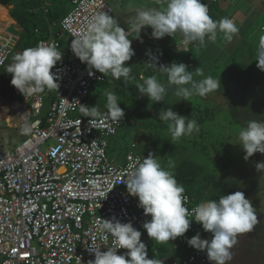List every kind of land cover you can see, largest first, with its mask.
I'll use <instances>...</instances> for the list:
<instances>
[{
	"label": "clouds",
	"instance_id": "obj_1",
	"mask_svg": "<svg viewBox=\"0 0 264 264\" xmlns=\"http://www.w3.org/2000/svg\"><path fill=\"white\" fill-rule=\"evenodd\" d=\"M157 3L162 7L137 9L127 29L120 26L116 18L105 11L92 17L86 30L73 33V38L61 29L59 37H55L60 42L59 50L54 45L43 43L37 45L39 40L35 47L26 48L12 56L16 52L15 48L17 49L21 43L17 40L20 45L17 46V43L14 45L12 37L1 34L0 39L4 41L9 39L12 45V53L6 61L7 63L12 56L13 62L7 68V72L12 74L11 84L23 94L25 92V95L22 99L11 100L1 88L6 82L5 80L0 84V101L6 112L14 111L20 117L19 111L10 108L11 103L24 104L26 111L31 112L30 121L24 120L26 125L22 129V133L31 132L34 126L29 124L35 118H40L42 125H45L47 115L44 118L39 116L42 110L37 116L32 115V98L28 91L35 90L34 94L42 95L44 100L43 92L45 90L51 91L59 88L57 78L52 70L62 59L63 53L68 54L73 51L81 62L89 67L90 75L94 74L91 71L94 69L105 77L111 75L115 80L123 78L127 83L133 77L131 76L132 69L130 66H126V62L135 55L132 40L129 37L142 41L144 36H141V32L144 28L151 27V36L157 40L165 36L174 37L180 33L175 44V49L178 51H188L190 46L187 49H181L179 45L176 46L182 37L184 44L196 43L197 46H204L206 37L207 40L215 42L219 33L222 34L226 42H231L239 34V27L234 20L227 17L214 20L211 17L210 2V15L208 5L202 3L201 0H157ZM8 7L12 8V6ZM262 29H264V23ZM66 38L72 40V43L65 50L66 47L63 48V45L67 43ZM147 55L151 61L147 64L150 67L158 68L160 72L167 75V85L161 83L156 76H151L145 80L144 84L137 85L141 96H147L151 102H164L170 86H175L176 96L187 101H191L193 95L205 97L220 87L221 81L211 76L200 81L194 79L195 75L203 76L202 67L196 68L193 72L189 71V66L184 63L173 62L171 65L157 66L158 57L153 56L151 52ZM256 57L257 67L264 71V35L259 37ZM55 97L53 96L52 101ZM82 104H80V112L84 117L91 118L89 123L96 128L95 118L101 115L98 107H91L89 110L88 106ZM106 107L107 115L111 120L120 122L124 118L125 112L119 106L115 94L108 93ZM158 118L167 124L171 142L174 145L182 137L191 136L194 132L198 134L201 130L195 119H187L170 107L161 108ZM110 131L115 133V129H110ZM239 140V144L246 152L245 160L257 152L264 154V122L255 120L248 122L247 127L239 131ZM92 144L95 146V141ZM130 167L134 170L121 182L126 184L130 195L138 197V206L143 209L144 214L151 216L149 221L143 223L142 228L146 229L148 236L156 244H165L186 235L195 220L202 224L204 231L212 233L213 238L204 240L198 233L187 240L189 246L193 247L190 251L206 250L207 258L211 264H229L233 259L232 249L237 244L239 235L252 232L258 224L256 209L253 207L252 201L246 198L242 191L221 195L218 200L202 202L190 212L187 207L189 197L185 194L184 185L178 182L171 170L175 167L171 160L168 162V167L165 168L156 156L150 153L144 157L142 162L138 161L136 165H130ZM256 169L258 172L264 173V162H258ZM98 229L113 237L114 246L108 247L107 251H101V246L92 244L89 251L95 254V259L88 261V264H162L159 259L148 258L149 244L142 242L141 229L139 231L134 228L131 222L122 223L115 217L111 220L102 219L98 222ZM119 249L127 251L124 254H118ZM166 258L164 257L163 264Z\"/></svg>",
	"mask_w": 264,
	"mask_h": 264
},
{
	"label": "built area",
	"instance_id": "obj_2",
	"mask_svg": "<svg viewBox=\"0 0 264 264\" xmlns=\"http://www.w3.org/2000/svg\"><path fill=\"white\" fill-rule=\"evenodd\" d=\"M39 1L48 12L51 0ZM212 1L215 0H201L208 5L209 15ZM71 4L72 9L61 20V29L72 38L73 33L86 30L97 13L114 14L106 0H71ZM147 39L149 48L158 43L151 35L139 41L144 43ZM182 41L183 37L176 45L181 49L193 44ZM41 43L54 45L58 50L60 47L55 37L40 40L37 45ZM11 53L10 40L0 39V70ZM52 71L59 88L53 89L56 97L45 125L35 118L29 124L34 126L30 135L21 145L14 150H0V264H88L95 259L89 251L92 244L101 246V251L114 246L113 237L98 229L102 219L115 217L122 223L131 222L139 231L151 219L138 206V197L130 195L121 182L134 170L130 165L145 157L136 150L137 142H130L120 164L112 163L107 154L124 118L113 121L105 110L95 118V128L89 123L91 118L72 114L89 94L91 82L103 76L94 69L90 75L89 67L73 51L63 53ZM34 93L35 90L28 91L32 115L37 116L44 100ZM10 108L30 121L31 112L26 111L24 104L13 102ZM110 129H115V133ZM49 139L55 143L44 147ZM186 195L190 212L202 203ZM201 225L193 220L189 231ZM126 251L119 249L118 254ZM209 262L206 250L197 249L184 257L170 256L164 260V264Z\"/></svg>",
	"mask_w": 264,
	"mask_h": 264
},
{
	"label": "trees",
	"instance_id": "obj_3",
	"mask_svg": "<svg viewBox=\"0 0 264 264\" xmlns=\"http://www.w3.org/2000/svg\"><path fill=\"white\" fill-rule=\"evenodd\" d=\"M51 1L62 3L63 0ZM219 2L220 0L210 2L211 17L214 20V12ZM0 4L12 6L10 14L13 19L16 20L23 36L27 38L26 41H22L21 45L17 47V49H22L21 52L26 48L35 47V44L41 39L59 37L61 33L60 20L64 16L60 6L54 9L49 8V11L45 12L42 8V2L39 0H0ZM2 12L3 10L0 6V15ZM149 35H151V32L141 36L147 37ZM180 35V33H177L174 37L165 36L159 39L156 46H153L151 49L148 48L150 44L149 39L144 43H140L138 39L132 41L135 55L130 61L126 62V66L131 67V76L133 79L125 83L123 78L115 80L111 75L105 77L100 73L103 79L93 80L91 82L89 94L83 104L87 102L90 103V105L97 106L98 109L102 110L100 112L101 114L105 110H108L106 107L108 93L115 94L119 106L125 112L124 125H122L121 131L128 125V127L131 128L133 126L135 127H133V129H136V134H147V143L143 144V146L142 144H138L136 140L138 144L136 150L140 153H144L147 157L149 155L147 147L151 146L156 156L162 157V161L165 162L164 165L168 163L164 158L171 160L175 165L174 169L171 170L174 172L178 182L184 185L186 190L185 194L190 195L197 202L218 200L221 195L240 191V181L237 177L232 176L228 178V176L222 175V172L227 171L230 165L228 167L227 162L222 164L217 160V156L221 153L219 146L224 145V141L220 142L218 137L215 138V128H217V124L230 123L232 118H234V121H238L240 112H242L243 109L244 113L250 117L248 112L250 100L247 99V95L248 92H251V85L247 82L245 83V78L249 74L245 66L248 65L243 61H234L235 64H237L236 68L234 69L231 67L228 70L227 67H230L229 64L233 63L231 62L227 65H223L225 64V60H223L224 53L221 50L223 47L229 46L230 43L235 42V38H233L231 42H226L222 34L218 33L215 42L207 40L206 37L204 46H197L196 43H193L187 49L188 51H178V49H175V44ZM254 38H257L256 34ZM172 39L173 41H171ZM250 41L253 42L255 39ZM251 43L244 44L243 50L251 52V49L255 46L254 43ZM207 44H211L212 46H206ZM140 46H142V49ZM154 47L159 48L155 53H153ZM169 47L170 49L173 48L178 52L187 54L191 53L193 49H201L200 56L194 59L192 67H190V62H192L193 57H189L190 59H183L180 62L178 61V63L188 65L189 71L193 72L196 70L195 63L203 65L207 70L206 77L211 76L216 80H220L221 84L226 83L221 93L228 102L226 106L217 104L212 92L205 97L193 95L191 101L182 100V97L175 95V86L168 87L164 102H151L147 96H141L137 85L144 84L145 80L151 76H156L161 83L167 85V75L160 72L158 68L150 67L147 64L151 62L147 53L148 51H152L151 54L158 57L157 66L161 64L171 65L174 62V54L170 52ZM17 49L15 48V50ZM14 54L15 52L12 56ZM12 56L2 68V74L0 75L1 79H3V77H12V74L7 72L10 62H12ZM218 59H220L221 62L216 63ZM203 73L205 72L203 71ZM204 77L205 76L195 75L194 79L200 81ZM95 84L97 85L95 86ZM221 84L218 90H216L217 93H219ZM9 86L10 83L6 80L1 88L5 89V87ZM50 95L55 97L53 90L50 91ZM169 107L180 115L187 117V119H195L200 126V132L198 134L194 132L191 136H184L175 142L174 145L171 142V134L168 131L167 124L161 122L158 118L161 108L166 109ZM216 121L218 122L216 123ZM207 140H209V142H207ZM140 146L142 147L141 149ZM128 150L129 148L127 151ZM166 167H168V165ZM224 173L226 174V172ZM198 197L202 198V200H198ZM194 232L196 234L199 233L201 239L204 240H211L213 238V234L204 231L202 225ZM240 240L241 236L238 237L236 245H244V248H246V244H241L239 242ZM244 248L242 253H239L241 257L235 258L241 259L243 264H254V253H248ZM234 249L235 246L233 247V250ZM167 251L168 249L163 244H156L152 250L153 254H160ZM206 264H211V262ZM229 264H236L234 257Z\"/></svg>",
	"mask_w": 264,
	"mask_h": 264
},
{
	"label": "rangeland",
	"instance_id": "obj_4",
	"mask_svg": "<svg viewBox=\"0 0 264 264\" xmlns=\"http://www.w3.org/2000/svg\"><path fill=\"white\" fill-rule=\"evenodd\" d=\"M114 7V17L120 24V26L124 28H128L129 23L132 18H134L136 10L142 9V8H161L162 5L157 3V0H106ZM57 6L61 7L62 12L67 14L72 9L71 0H63L61 2H54L50 4L49 8H57ZM9 8L8 6H5ZM222 8L223 6L220 5ZM263 12L259 13V17L253 18V22L251 27L248 28V34L243 38H237L235 42L230 43L229 46L223 47L221 50L224 53L223 60H225V64L227 65L229 63L230 67H227V70L229 68H236L237 64H235L234 61L244 62L248 66V75L245 78V83L247 82L250 84V91L248 92L247 99L250 100L248 105V112L250 114V117L244 113V109L242 112H240V116L238 121H234V118L231 119L230 123H224V124H217L216 134L215 138L218 137L220 142L224 141V145L219 146V149L221 153L217 156V160L221 162L222 164L224 162L228 163V167L226 174L222 172V175L228 176V178H231L232 176L237 177V179L240 181V191L244 192L246 198L250 199L252 201L253 207L256 209L257 217H258V224L255 226L252 232L244 233L239 236H241V240L239 241L241 244H246L244 248V245H235V249H232L234 261L236 264H243V261L239 258L235 257H241L239 253H242L243 248L248 253H254V264H264V173L258 172L256 169V164L258 162H264V154H261L259 152L255 153L252 157H250L248 160H245L246 152L244 151L242 145H240L239 140V131L243 128L247 127L248 122L250 121H258V122H264V71H261L258 67V61L255 58L256 50L258 48V41L259 37L261 35H264V30L261 28L262 24L264 23V14ZM6 22H4L5 24ZM151 30V31H150ZM11 32H13L15 35L20 36L19 43H22V41H26L27 38L23 36L22 31L17 30L16 26H11L10 29ZM148 32H152L151 27H147L142 30L141 35L146 34ZM257 35V38H254V35ZM134 35V34H133ZM132 41H136L137 39L134 37H129ZM255 41H250L254 40ZM67 43L63 45V48L65 50L67 49V45L72 43V40L69 38L65 39ZM173 41V39L171 40ZM240 42V43H239ZM254 43L255 46L251 49V52L243 50V45L246 43ZM17 42V46L19 45ZM251 43V44H252ZM206 46H212L211 44H207ZM142 49V46H140ZM157 49L154 47L153 53L157 51ZM170 49V47H169ZM148 51V50H147ZM201 49H193V51L189 54L187 53H181L176 51L175 49L171 48L170 52L174 54V62L182 61L183 59H188L189 57H193L192 62H190V67H192L193 61L195 58L200 56L199 54ZM152 51H148V53ZM149 56V55H148ZM189 58V59H190ZM221 62L220 59L216 61V63ZM201 63V62H200ZM196 68L202 67V70L205 72L203 73L204 78L207 76V70L203 67V65H199L198 63H195ZM194 66V65H193ZM195 68V69H196ZM257 70V71H256ZM255 76V77H254ZM209 77V76H208ZM203 78V79H204ZM8 77H3L2 80H7ZM228 83V81H227ZM97 84H95L96 86ZM226 83L221 84V88L219 89V93L212 92L215 98V102L217 104H222L223 106L227 105L226 98L221 94ZM5 91V89H4ZM44 103L45 106L42 109L41 114L39 115L41 118L46 117L48 111L52 108V97L50 95L49 90H45L44 92ZM6 95V94H5ZM8 97V95H6ZM22 99V98H21ZM177 99V98H176ZM3 103L0 101V150L1 149H10L14 150L17 146L22 144V141L26 138L28 134L22 133V129L25 127L26 122L21 119L19 114L15 113L14 111H5V109L2 107ZM83 105L88 106L89 110H91V107H96L94 105H90V103H84ZM102 110L99 109V112ZM74 116H83V114L80 112V106L77 108L75 112L72 113ZM132 122V119H131ZM218 121H216L217 123ZM232 125V126H231ZM133 126V125H132ZM134 127V126H133ZM133 127H128L126 125L123 128V131L120 132L118 136H116L114 139H112V144L108 147V157L110 161L114 164H120V162L124 161V155L127 151V149L130 146V142L132 140H137L138 144H146L147 143V134H136V129L134 130ZM135 128V127H134ZM140 129V128H139ZM143 130V129H142ZM140 136V137H139ZM115 141V143H114ZM209 142V140H207ZM54 139H49L45 142L44 147H48L52 144H54ZM142 147L140 146V149ZM149 154H155L153 147H147ZM146 157V156H145ZM156 158L160 161L162 166L165 162L162 161V157ZM200 158V157H199ZM166 161L169 162V159L164 158ZM168 163L164 165L165 168ZM198 200H202V198L198 197ZM142 236L141 240L144 243L149 244L148 250V258L150 259H159L162 261L163 264V258L174 256V257H184L187 252H189L193 247L189 246L187 243V240L191 237L197 235L193 231H188L186 235L182 237H178L174 241H170L168 243L163 244L168 251L163 252L160 254H153L152 250L153 247L156 245V242L150 238L147 234L146 229L142 228L141 231ZM2 260V256L0 255V261Z\"/></svg>",
	"mask_w": 264,
	"mask_h": 264
},
{
	"label": "crops",
	"instance_id": "obj_5",
	"mask_svg": "<svg viewBox=\"0 0 264 264\" xmlns=\"http://www.w3.org/2000/svg\"><path fill=\"white\" fill-rule=\"evenodd\" d=\"M220 5L223 7L221 8ZM0 6L3 10L0 15V35L2 34L12 37V42L14 45H16L17 40H20L21 37L15 35L10 31V29L11 26L15 25L17 30H19V26L10 14L11 8H7L3 5ZM260 12H263L262 14H264V0H220V2L217 4V9L214 12V16L215 20H220L224 17L234 20L236 25L239 27V34L234 37L237 39L241 37L243 38L247 35L248 28L251 27L252 22L254 21L253 18L255 19L256 16L259 17ZM4 22L6 23L4 24ZM70 45L71 43L68 44L67 47ZM21 50L22 49L18 48L15 54L21 52ZM12 62H10V64ZM11 80L12 77L7 79V81L10 83V86L5 87V94L8 95L11 100L23 98L25 92L23 94L20 90L15 88V86L11 84ZM3 81L5 80L0 79V84Z\"/></svg>",
	"mask_w": 264,
	"mask_h": 264
},
{
	"label": "bare ground",
	"instance_id": "obj_6",
	"mask_svg": "<svg viewBox=\"0 0 264 264\" xmlns=\"http://www.w3.org/2000/svg\"><path fill=\"white\" fill-rule=\"evenodd\" d=\"M30 135V133H28V135L26 136V138Z\"/></svg>",
	"mask_w": 264,
	"mask_h": 264
}]
</instances>
